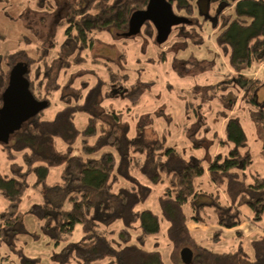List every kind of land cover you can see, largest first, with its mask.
Instances as JSON below:
<instances>
[{
  "label": "trees",
  "instance_id": "16d2710c",
  "mask_svg": "<svg viewBox=\"0 0 264 264\" xmlns=\"http://www.w3.org/2000/svg\"><path fill=\"white\" fill-rule=\"evenodd\" d=\"M41 4L45 0H37ZM174 12L188 20L180 25L183 34L188 27L202 29L196 15V0H167ZM149 0H78L69 5L58 26H65L63 49L75 58L63 60L61 66L70 69L84 61L83 53L94 46L93 33L112 32L119 37L129 28L131 15L145 10ZM221 8L219 17L228 10L232 15L217 33L216 43L228 58L235 72L243 73L264 62V0H211ZM218 26H214L217 28ZM154 36L153 24L142 30ZM135 38V37H132ZM44 59L43 54L40 56ZM38 61L25 51L7 54L0 60V95H3L12 69L18 63L28 66L26 78L38 100L49 102L48 93L37 78L31 79L32 67ZM45 73L50 66L43 60ZM41 70L37 69L36 76ZM129 75L110 71L109 79H98L89 87L82 83L74 88L73 78L63 88L64 108L52 120L42 117L45 110L15 131L8 144H2L9 162L10 174L0 172V195L8 202L0 213V246L7 245L20 264H42L41 258L29 257L19 245L21 238L48 237L61 249L52 256L56 264H165L161 252L145 248L150 236L160 233V217L151 210L137 207L146 202L153 187L163 185L160 197L162 219L168 223L167 237L185 264H264V238L252 242L253 254L242 244L228 253H214L202 246L188 225L186 205L191 206L195 222H201L207 209L217 222L229 229L243 221L242 208L252 213L256 225L264 220V177L252 175L247 182L246 171L253 164L241 121L237 117L226 121L222 145H228L225 156H216L207 168L198 158L185 159L164 140L149 139L142 122L134 137L120 113L106 111L102 104L109 97V88H126ZM252 81V80H250ZM256 82L244 83L248 102L258 106ZM48 107V108H49ZM88 115L83 130L76 126L78 113ZM258 122L264 130V108ZM58 143L65 148L60 151ZM21 158L22 164L17 160ZM61 167V182L49 185L50 170ZM208 175L215 194L203 192L198 180ZM34 176L35 181L30 182ZM124 183V184H122ZM45 198L28 213L39 221V232L27 230L20 211L23 198L30 188ZM77 225L84 235L70 241ZM240 233V232H239ZM218 235V234H217ZM219 237V236H217ZM191 254L183 258V251ZM177 256V255H176ZM175 256V257H176Z\"/></svg>",
  "mask_w": 264,
  "mask_h": 264
},
{
  "label": "rangeland",
  "instance_id": "374dc122",
  "mask_svg": "<svg viewBox=\"0 0 264 264\" xmlns=\"http://www.w3.org/2000/svg\"><path fill=\"white\" fill-rule=\"evenodd\" d=\"M75 1L78 0H45L39 4L37 0H0V60L18 51H25L38 60L32 67L31 79L43 82L42 90L48 93L51 105L43 112L44 119L52 120L64 108L63 88L69 79L73 78L74 88H81L82 83L94 86L99 78L107 81L110 71L120 76L128 74L130 79L125 89L105 87L104 92H109V97L102 108L122 114L130 127L131 137L136 136L142 122L146 121L145 134L149 139L164 140L166 146L174 148L185 159L198 158L207 168L214 157L228 153L229 146L222 145L220 138L224 137L226 121L237 117L253 158L252 166L246 171L247 182H252L254 174L264 177V130L258 122L260 108H264V62L238 73L220 51L216 35L232 15L231 9L219 17L218 27L214 28V17L210 15L216 16L219 6L211 5L210 14H207L205 0H196L195 11L204 24L202 29L188 27L186 35L181 27H175L162 45L155 41L156 30L152 37L142 31L135 38L119 37L108 31L93 33L94 46L83 53L84 61L65 69L61 66L63 60L72 62L75 55L69 57L68 51L63 49L66 27H57V24ZM42 54L50 66L47 73L44 59L40 57ZM37 69L41 70L38 76ZM247 80L258 82L255 92L258 106L248 102L252 94L247 97L244 91ZM75 121L77 128L83 130L88 115L80 112ZM58 148L63 151L65 147L58 143ZM17 162L22 164L21 158ZM0 172L10 174L1 143ZM61 173V167L52 168L47 183L61 182ZM34 181L32 176L30 182ZM198 184L203 192L215 194L207 174L198 180ZM163 188V185L153 187L150 197L137 207L140 211L151 210L161 219L160 233L150 236L145 248L153 250L157 247L165 264H185L179 253L174 255L167 237L168 223L161 218L159 200ZM44 200V196L33 187L23 198L20 211L30 232H39V221L28 211ZM7 207V200L0 195V213ZM185 210L193 236L214 253L233 252L242 244L252 255V242L264 238V220L254 224L247 207L242 208V223L231 229L219 224L211 209L206 210L199 223L191 219L189 204ZM194 224L199 230L193 228ZM83 235L82 226L77 225L70 241L77 242ZM19 245L27 256L41 258L42 264H56L52 256L62 247L44 235L38 239L23 236ZM0 264H20V260L7 245H1Z\"/></svg>",
  "mask_w": 264,
  "mask_h": 264
},
{
  "label": "water",
  "instance_id": "95a60500",
  "mask_svg": "<svg viewBox=\"0 0 264 264\" xmlns=\"http://www.w3.org/2000/svg\"><path fill=\"white\" fill-rule=\"evenodd\" d=\"M219 7L215 24L219 21ZM150 22L156 30L155 41L158 44H165L173 28L188 23V20L177 15L172 4L167 0H149L147 8L134 12L129 20L128 31L122 34L124 38L137 37L141 34L144 25ZM28 66L18 63L11 71L8 86L3 95H0V143L8 144L11 135L21 129L22 125L29 121L41 111L49 107V102L38 100L30 90ZM191 254L183 251V258L190 259Z\"/></svg>",
  "mask_w": 264,
  "mask_h": 264
},
{
  "label": "flooded vegetation",
  "instance_id": "af4514ba",
  "mask_svg": "<svg viewBox=\"0 0 264 264\" xmlns=\"http://www.w3.org/2000/svg\"><path fill=\"white\" fill-rule=\"evenodd\" d=\"M211 0H205V12L208 14L209 13V10H210V7H211ZM201 11H203L202 7H201ZM210 14V13H209ZM211 17H214L212 15H210ZM214 20V18H212Z\"/></svg>",
  "mask_w": 264,
  "mask_h": 264
},
{
  "label": "crops",
  "instance_id": "0c3cea01",
  "mask_svg": "<svg viewBox=\"0 0 264 264\" xmlns=\"http://www.w3.org/2000/svg\"><path fill=\"white\" fill-rule=\"evenodd\" d=\"M188 227H189V225H188ZM193 228L199 230L198 226H195V224L193 225ZM189 229H190V227H189ZM190 231H191V229H190ZM240 233H241V232H240ZM107 262H108V261H107ZM107 262H105V263L107 264Z\"/></svg>",
  "mask_w": 264,
  "mask_h": 264
}]
</instances>
